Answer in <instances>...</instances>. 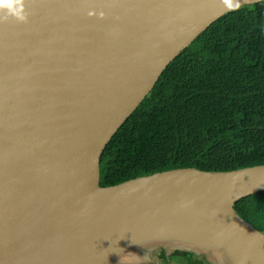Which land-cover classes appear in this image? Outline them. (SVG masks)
Here are the masks:
<instances>
[{
	"label": "water",
	"instance_id": "95a60500",
	"mask_svg": "<svg viewBox=\"0 0 264 264\" xmlns=\"http://www.w3.org/2000/svg\"><path fill=\"white\" fill-rule=\"evenodd\" d=\"M262 0H22L0 8V264H264L233 209L264 164L99 186V157L169 61Z\"/></svg>",
	"mask_w": 264,
	"mask_h": 264
},
{
	"label": "trees",
	"instance_id": "16d2710c",
	"mask_svg": "<svg viewBox=\"0 0 264 264\" xmlns=\"http://www.w3.org/2000/svg\"><path fill=\"white\" fill-rule=\"evenodd\" d=\"M256 164H264V0L222 14L167 63L103 147L98 184ZM233 209L264 233V190Z\"/></svg>",
	"mask_w": 264,
	"mask_h": 264
},
{
	"label": "clouds",
	"instance_id": "9594fccd",
	"mask_svg": "<svg viewBox=\"0 0 264 264\" xmlns=\"http://www.w3.org/2000/svg\"><path fill=\"white\" fill-rule=\"evenodd\" d=\"M0 8H6L18 21L25 22L26 14L23 12L22 0H0Z\"/></svg>",
	"mask_w": 264,
	"mask_h": 264
}]
</instances>
